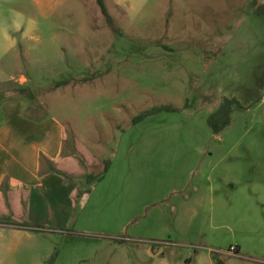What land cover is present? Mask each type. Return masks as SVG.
I'll return each mask as SVG.
<instances>
[{
	"label": "rangeland",
	"instance_id": "374dc122",
	"mask_svg": "<svg viewBox=\"0 0 264 264\" xmlns=\"http://www.w3.org/2000/svg\"><path fill=\"white\" fill-rule=\"evenodd\" d=\"M105 3L117 31L96 0L21 3L42 24L19 67L30 102L63 126L74 173H56L75 183L80 220L28 229L0 215L14 225H0V264H149L134 244L158 240L181 262L196 250L214 264L264 260V0ZM223 98L242 108L215 136L207 118ZM167 104L176 111L133 121ZM188 186L206 198L182 231L170 204Z\"/></svg>",
	"mask_w": 264,
	"mask_h": 264
},
{
	"label": "crops",
	"instance_id": "0c3cea01",
	"mask_svg": "<svg viewBox=\"0 0 264 264\" xmlns=\"http://www.w3.org/2000/svg\"><path fill=\"white\" fill-rule=\"evenodd\" d=\"M24 1L0 0V215L12 220L23 218L25 223L17 227L28 229L31 227L26 222L37 224L44 219H52L57 226L79 224L78 214L72 211L76 185L56 173H74L73 164L62 156L63 126L54 115L42 113L43 102H30L29 77L19 67L20 61L29 57L25 44L37 37H33L34 33L42 24L21 6ZM221 132L212 133L218 136ZM116 168L110 163L103 178ZM184 184L176 183L170 190L180 193ZM201 194V189L188 186L187 193L172 199L171 216L182 231V224L188 228L196 218L198 206L206 198ZM7 222L0 225L14 226ZM150 244H134L138 254L150 257L149 264H214L209 253L196 250L181 262L170 242L158 240ZM236 250L233 256L244 258L238 247ZM249 260L248 264H264V260Z\"/></svg>",
	"mask_w": 264,
	"mask_h": 264
},
{
	"label": "trees",
	"instance_id": "16d2710c",
	"mask_svg": "<svg viewBox=\"0 0 264 264\" xmlns=\"http://www.w3.org/2000/svg\"><path fill=\"white\" fill-rule=\"evenodd\" d=\"M96 3L101 11V14L103 15L107 25L117 31L115 22L111 16V14L108 11L107 5L105 3V0H96ZM67 83V80H64L62 82H58L55 86L58 87L60 84ZM223 102L218 105V107L208 116L207 123L210 126L213 133H219L222 130H224L231 122V112L233 105H237L242 108L241 104L234 98L228 99L223 98ZM161 111H176V108L170 104L167 105H161L153 107L149 110H146L142 114L136 116L133 121L136 122L140 119H145L148 116L154 115L156 113H159ZM109 163V161H107ZM108 166L106 167V169ZM54 258L52 257L44 264H53Z\"/></svg>",
	"mask_w": 264,
	"mask_h": 264
},
{
	"label": "built area",
	"instance_id": "2783aa9c",
	"mask_svg": "<svg viewBox=\"0 0 264 264\" xmlns=\"http://www.w3.org/2000/svg\"><path fill=\"white\" fill-rule=\"evenodd\" d=\"M230 255H237L236 246H231V248L227 251Z\"/></svg>",
	"mask_w": 264,
	"mask_h": 264
}]
</instances>
